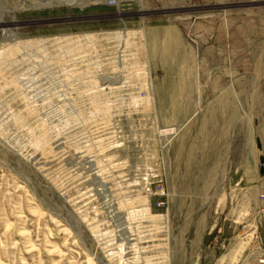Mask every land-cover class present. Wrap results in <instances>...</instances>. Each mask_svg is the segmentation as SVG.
<instances>
[{"label":"rangeland","instance_id":"374dc122","mask_svg":"<svg viewBox=\"0 0 264 264\" xmlns=\"http://www.w3.org/2000/svg\"><path fill=\"white\" fill-rule=\"evenodd\" d=\"M81 2L0 0V264H264L259 196L196 177L160 197L152 176L187 101L237 97L241 163L250 74L218 69L262 70L264 29L218 0Z\"/></svg>","mask_w":264,"mask_h":264},{"label":"crops","instance_id":"0c3cea01","mask_svg":"<svg viewBox=\"0 0 264 264\" xmlns=\"http://www.w3.org/2000/svg\"><path fill=\"white\" fill-rule=\"evenodd\" d=\"M218 2L221 8L230 10L229 17L224 19L225 24L261 26L264 29V0ZM198 4H202L200 0ZM242 10L246 13H238ZM249 11H252L250 15ZM254 31L252 29L251 34ZM259 67L258 59L250 55L243 64L233 60L232 64L218 69L224 79L231 81L238 79L241 73L250 74L245 87L251 93L249 105L256 108L244 120L247 140L241 152V163L238 162V152L229 144L223 149L222 140L223 129L237 128V106L240 103L237 97L187 101L193 108L189 109L188 117L181 124L167 125L163 136L156 133L152 175L155 183L165 187L182 186L189 185L190 178L204 177L210 180V185H221L222 178L226 177L233 190L245 189L253 196L264 194V82L258 84V73L264 68ZM191 168L196 173H191ZM262 204L264 201L259 202V206Z\"/></svg>","mask_w":264,"mask_h":264},{"label":"built area","instance_id":"2783aa9c","mask_svg":"<svg viewBox=\"0 0 264 264\" xmlns=\"http://www.w3.org/2000/svg\"><path fill=\"white\" fill-rule=\"evenodd\" d=\"M97 1L98 3L105 4L106 6H109V7H113L116 5V0H97ZM154 191L158 196L166 197L165 189L161 184L159 183L155 184ZM259 199L261 201H264V194L259 195ZM163 205H164V202L159 201L157 204V207L160 208V207H163ZM259 212L264 213V204H262L261 207H259Z\"/></svg>","mask_w":264,"mask_h":264},{"label":"bare ground","instance_id":"6f19581e","mask_svg":"<svg viewBox=\"0 0 264 264\" xmlns=\"http://www.w3.org/2000/svg\"><path fill=\"white\" fill-rule=\"evenodd\" d=\"M59 2H63V3H67V4H74V5H76V6H78L79 8L80 7H83L84 6V4L81 2L82 0H58ZM93 1H97V0H93ZM239 248H240V246H239ZM235 253H234V255L237 253L236 251H234ZM230 254H231V252H230ZM231 255H233V254H231ZM224 256H226V255H224ZM223 258V257H222ZM221 258V259H222ZM220 259V260H221ZM224 259V258H223ZM229 259V258H228ZM234 259H235V256H234ZM232 260V259H231ZM223 261V260H222ZM230 261V260H229ZM233 261V260H232ZM236 261V260H235ZM261 263H264V260H262L261 261ZM221 264H223V263H221ZM230 264H232V263H230Z\"/></svg>","mask_w":264,"mask_h":264}]
</instances>
